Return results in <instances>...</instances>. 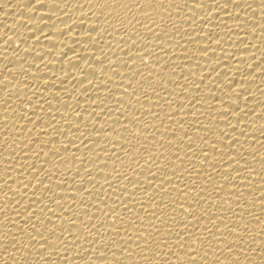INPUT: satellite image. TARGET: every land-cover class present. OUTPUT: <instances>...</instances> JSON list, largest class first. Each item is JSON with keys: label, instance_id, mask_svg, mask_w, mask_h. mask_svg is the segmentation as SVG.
Segmentation results:
<instances>
[{"label": "bare ground", "instance_id": "1", "mask_svg": "<svg viewBox=\"0 0 264 264\" xmlns=\"http://www.w3.org/2000/svg\"><path fill=\"white\" fill-rule=\"evenodd\" d=\"M0 264H264V0H0Z\"/></svg>", "mask_w": 264, "mask_h": 264}]
</instances>
